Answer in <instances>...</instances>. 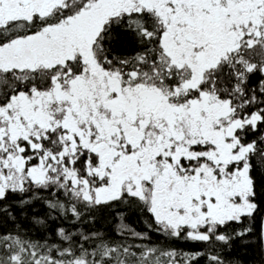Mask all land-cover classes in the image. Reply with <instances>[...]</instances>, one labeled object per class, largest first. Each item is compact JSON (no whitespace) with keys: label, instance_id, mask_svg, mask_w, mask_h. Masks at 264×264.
Instances as JSON below:
<instances>
[{"label":"snow or ice","instance_id":"obj_1","mask_svg":"<svg viewBox=\"0 0 264 264\" xmlns=\"http://www.w3.org/2000/svg\"><path fill=\"white\" fill-rule=\"evenodd\" d=\"M0 264H264V0H0Z\"/></svg>","mask_w":264,"mask_h":264}]
</instances>
